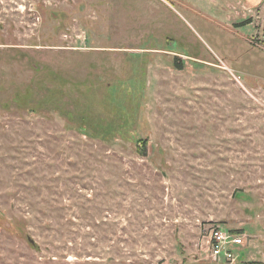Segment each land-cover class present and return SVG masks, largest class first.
I'll list each match as a JSON object with an SVG mask.
<instances>
[{
  "label": "rangeland",
  "instance_id": "obj_1",
  "mask_svg": "<svg viewBox=\"0 0 264 264\" xmlns=\"http://www.w3.org/2000/svg\"><path fill=\"white\" fill-rule=\"evenodd\" d=\"M234 5L0 0V264L264 263V0Z\"/></svg>",
  "mask_w": 264,
  "mask_h": 264
},
{
  "label": "built area",
  "instance_id": "obj_2",
  "mask_svg": "<svg viewBox=\"0 0 264 264\" xmlns=\"http://www.w3.org/2000/svg\"><path fill=\"white\" fill-rule=\"evenodd\" d=\"M206 230L209 257L215 261L235 259V246L245 245L243 233H235L221 225H213Z\"/></svg>",
  "mask_w": 264,
  "mask_h": 264
},
{
  "label": "crops",
  "instance_id": "obj_3",
  "mask_svg": "<svg viewBox=\"0 0 264 264\" xmlns=\"http://www.w3.org/2000/svg\"><path fill=\"white\" fill-rule=\"evenodd\" d=\"M262 0H233V2H230L227 0L228 3L232 5H238L240 8H236V19L238 18H251L254 17L252 12L253 10H256L258 5L260 4ZM234 5V7H235Z\"/></svg>",
  "mask_w": 264,
  "mask_h": 264
},
{
  "label": "trees",
  "instance_id": "obj_4",
  "mask_svg": "<svg viewBox=\"0 0 264 264\" xmlns=\"http://www.w3.org/2000/svg\"><path fill=\"white\" fill-rule=\"evenodd\" d=\"M235 233H238V231L232 230ZM243 264H264L262 261H257V260H247L244 261Z\"/></svg>",
  "mask_w": 264,
  "mask_h": 264
}]
</instances>
